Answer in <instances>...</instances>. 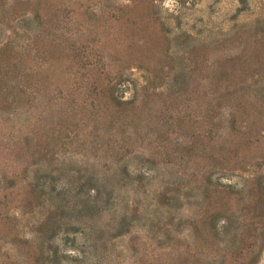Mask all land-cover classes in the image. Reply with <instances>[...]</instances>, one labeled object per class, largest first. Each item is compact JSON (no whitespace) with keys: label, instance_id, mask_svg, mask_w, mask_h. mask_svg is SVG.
I'll use <instances>...</instances> for the list:
<instances>
[{"label":"rangeland","instance_id":"rangeland-1","mask_svg":"<svg viewBox=\"0 0 264 264\" xmlns=\"http://www.w3.org/2000/svg\"><path fill=\"white\" fill-rule=\"evenodd\" d=\"M0 264H264V0H0Z\"/></svg>","mask_w":264,"mask_h":264},{"label":"trees","instance_id":"trees-1","mask_svg":"<svg viewBox=\"0 0 264 264\" xmlns=\"http://www.w3.org/2000/svg\"><path fill=\"white\" fill-rule=\"evenodd\" d=\"M133 18H131L130 22H128L127 20H124L121 17V21L120 23H134L132 22ZM136 34V33H134ZM121 36V35H119ZM128 38V37H127ZM126 37H124L123 39L120 38H114L113 40H110L112 38H107L108 43H112L115 41H125L127 39ZM129 40V38H128ZM127 42V40H126ZM83 48V47H81ZM70 51H73V54L71 56V60H73V64L75 65V67L79 70L82 71V76H86L88 78H90L89 83H87V85L89 86V91L90 93L96 97V98H100V100L106 101V103H108V105H111L110 107L114 108L117 112L118 110H121V104L118 100H116L113 96V90H114V85H111L109 82V84L106 81V76L107 72L102 71V68L108 69L107 66L109 64V61L107 64H103V63H99L100 61H94V60H89L87 58V56L83 55V51L81 52L79 49H71ZM118 59V58H117ZM118 61V60H117ZM122 63H126L125 61H122ZM103 66V67H102ZM105 66V67H104ZM102 67V68H101ZM85 73V74H84ZM85 76V77H86Z\"/></svg>","mask_w":264,"mask_h":264}]
</instances>
